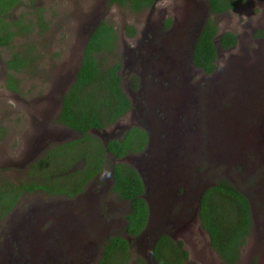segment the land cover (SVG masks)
<instances>
[{"label":"rangeland","instance_id":"rangeland-1","mask_svg":"<svg viewBox=\"0 0 264 264\" xmlns=\"http://www.w3.org/2000/svg\"><path fill=\"white\" fill-rule=\"evenodd\" d=\"M102 1L21 0L19 6L10 14L11 19L17 21L25 19L27 23L31 21L32 32L28 36L15 39L10 48L0 49V184L4 182L18 184L25 181L29 166L51 145L59 143L57 142L59 139L67 138L68 141L75 139L66 128L56 123V118L61 110L60 100L72 81L82 54L85 27ZM39 10L44 15L47 29L38 27ZM165 10L167 15L162 20ZM174 11L171 0L158 3L152 15L150 10L137 14L114 5L106 9L105 19L116 27L119 40L122 41L125 40L127 26H133L136 30L143 29L149 18H151L150 24L155 26L162 25L165 20L170 19L172 28ZM209 19L217 22L219 35L230 32L238 38V43L233 49L218 51L217 68L223 74L235 70V66L243 70L256 71L257 75L253 76L256 78V86L253 87H256L255 94L254 99L250 101L260 105V100L263 99L264 102V37L257 38L255 35L260 30L264 32V2L251 0L243 9L219 17L211 15ZM30 49L34 65L32 69L18 74L19 92L8 93L5 90L6 78L10 74L7 62L17 52ZM121 50L123 46L119 44L120 56ZM123 75V88L127 93L129 77L127 72ZM202 78L203 74H199L190 84L193 87L204 86L197 85ZM236 80L240 79L234 78L227 83L222 97L221 105L226 111L232 110L237 106L235 103L244 100L246 96L243 92H235ZM224 81L222 79L220 84ZM241 84L245 87L244 83ZM206 92H210L209 89H206ZM262 113L264 110L261 111ZM235 119L240 118L237 116ZM127 121H132L131 114L121 120L118 126H122ZM254 122L250 118L246 120L247 124ZM1 128L5 130L4 133ZM113 130L112 128L109 132ZM263 133L264 129L261 126L255 130L254 135L248 136L254 142L249 144L253 154L259 157H264ZM247 139L246 144H248ZM57 163L64 162L58 160ZM114 163L110 161L100 177L105 176L104 178L109 180ZM124 163L129 164V159ZM216 164L217 162L210 163L213 169L201 176L203 182L214 183L219 177H224L222 171L218 174L214 172ZM206 169L207 165H203L200 169L201 173ZM262 170L264 165L258 170L257 179L260 178L259 172ZM252 181L253 178L249 182ZM251 185L252 183L249 184ZM101 188L102 186L99 185V191ZM238 189L249 193L253 200L252 229L244 246L240 264H264V206H261L260 202V198L264 202V190L261 191L259 188L255 193L252 189L248 191V187L238 186ZM83 198L68 200L49 197L40 192L22 197L14 211L0 222V264H3L1 256H8L11 252L5 248L9 243L7 237L11 235L12 230L19 240V248L14 251V259L19 258L18 264H73L70 263L73 255L62 253L60 250L68 246L67 241L70 245L83 244L89 250L81 253L76 264H96L102 244L104 245L109 236L122 233L128 204L117 203L114 200V204L117 203L121 207L119 214L115 218L106 217V222H101L96 208L91 211L94 220L85 213L87 202ZM114 219H120L118 226L114 223ZM95 220L103 228L104 235L109 234L108 237H101L100 233L96 237L94 228L98 225H95ZM59 227L66 230L61 231ZM71 240H74V244ZM100 240L98 244L97 241ZM178 241L183 242L185 250L189 253L188 264H221L198 220L193 219L189 227L182 230L176 242ZM44 249L48 250L43 252ZM132 255L134 258L139 256L136 246L133 247Z\"/></svg>","mask_w":264,"mask_h":264},{"label":"trees","instance_id":"trees-1","mask_svg":"<svg viewBox=\"0 0 264 264\" xmlns=\"http://www.w3.org/2000/svg\"><path fill=\"white\" fill-rule=\"evenodd\" d=\"M20 0H0V47L10 48L16 37L31 32L32 22L9 19L11 9ZM33 1V0H31ZM214 17L236 11L250 0H206ZM264 1V0H262ZM156 0H108V8L114 5L133 13L150 10ZM38 27L47 29L44 15L38 11ZM166 21V29L171 27ZM128 37H135L133 26L125 28ZM258 31L257 38L263 37ZM217 22L209 19L194 50V64L206 75L216 69L219 40L223 50H230L238 43L234 33L226 32L219 39ZM32 51L17 52L7 62V69L22 72L33 67ZM119 33L106 19L102 20L88 42L81 63L69 91L62 98V107L56 123L81 135L69 141L51 145L28 168V177L20 183L0 184V222L17 207L27 194L44 193L49 197L75 200L87 186L101 176L106 165L129 156L140 155L148 144L147 134L140 128H132L120 141L112 140L106 146L92 131L112 128L130 113L132 106L124 91L120 72ZM8 88L19 92V80L8 74ZM2 133L5 132L1 128ZM111 157L108 158L107 157ZM111 159V160H110ZM58 160L64 163H57ZM113 193L119 201L128 204L125 216L127 226L121 234L111 235L101 247L96 264H148L141 257H133L128 239L137 238L145 229L149 211L143 195L144 184L137 171L127 163H114ZM215 172V171H214ZM199 221L208 234L211 246L223 264H240L241 253L251 233L253 218L250 200L237 190L225 177L215 180L202 197ZM157 264H188L189 253L181 241L163 235L154 246Z\"/></svg>","mask_w":264,"mask_h":264},{"label":"water","instance_id":"water-1","mask_svg":"<svg viewBox=\"0 0 264 264\" xmlns=\"http://www.w3.org/2000/svg\"><path fill=\"white\" fill-rule=\"evenodd\" d=\"M162 1L164 0H156L150 9V15L154 13L157 4ZM171 1H173V9L175 10L172 29L161 33L152 41V44L160 49L161 53H164L162 60L148 64L146 57L141 59L132 58L133 62L143 64L145 69H151L157 75L170 76L172 74L176 75V73L180 74L182 82L178 86L174 84L170 88L171 90L164 94L167 96V100L163 104L165 107L172 108V110L175 108L179 114H190V117L191 114L195 113L196 116L192 120V130L194 132L190 131V125L173 123L172 126H164L168 135L167 141L162 142L159 146H152L150 150H146L140 156L127 158L129 159V164L135 168L144 184L145 194L143 198L149 210L148 221L144 231L133 239V242L131 238L128 241L132 243V246H136L139 256L143 257L148 264H157L153 249L161 236L168 235L174 241H177L179 234L187 226L189 227L193 219L199 222L202 197L210 187L214 186L213 182L207 183L201 179L202 173L200 169L202 162H217L216 166L220 167H230L243 163L246 151L251 149L250 145L246 144L249 134L255 132L258 127L262 126L264 129V113L261 114V111L264 110V102L262 101L263 99L260 100L261 104L259 105V103L254 104V101H252L255 94L256 87H253L256 86V78L252 79L253 77H249L248 74L251 70H243L235 66V70H230L223 74L217 69V72L215 71L212 76L210 75L209 79L207 78L208 80L203 79L205 80L204 86L193 87L190 84L191 80L189 81V79L204 73L196 68L193 57L197 40L212 13L206 0ZM107 8L108 0H103L100 7L96 8L95 13L90 18L88 27H85L86 34L82 46V54L65 95L81 67L84 50L91 36L102 20L105 19ZM164 13L167 15V10ZM148 20V22L151 21L150 18ZM221 36L222 34L217 38L219 39ZM215 44L218 56V51L223 49L220 47L219 40H216ZM234 78L240 79L235 82V92H243V95L248 97L245 96L244 100H238L235 103L236 107L233 106L232 110L226 111L221 105L222 97L226 91L227 83ZM222 79L225 81L220 84ZM241 83H244L245 87ZM206 89H209L210 92L207 93ZM256 96H258L257 91ZM250 99L252 100L250 101ZM61 107L62 99L60 100V109ZM221 110L224 112H221ZM237 116L240 118L239 120L235 119ZM249 118L255 122L257 121V123L254 125L247 124L246 120ZM141 120L142 116L140 118L132 117L131 122L127 121L122 126H118L119 122L111 132L105 130L102 132L92 131V133L94 134L95 132V134L100 136L106 146L107 139L116 133V128H119L120 132L134 125L144 128L145 125L139 122ZM147 127L148 122L146 119ZM67 130L75 138L81 136L69 129ZM262 137L264 141V133ZM174 138L177 139L178 143L182 141L180 145L174 143V147L167 146L169 141H174ZM66 139H59L57 142L68 141ZM125 160L117 162H125ZM189 175L196 181L192 211L190 212L188 208L184 207L178 212H174L179 200L177 185L183 183L185 177ZM248 199L253 209L252 200L250 197ZM70 263L76 264L74 259Z\"/></svg>","mask_w":264,"mask_h":264},{"label":"flooded vegetation","instance_id":"flooded-vegetation-1","mask_svg":"<svg viewBox=\"0 0 264 264\" xmlns=\"http://www.w3.org/2000/svg\"><path fill=\"white\" fill-rule=\"evenodd\" d=\"M259 2H264V1L259 0ZM20 3H21V0L18 2L17 6H15L11 9V11L8 14L10 15L12 13V11L19 6ZM244 7H245V5L241 6L240 8L243 9ZM240 8L237 9L236 11L240 10ZM165 15L166 14L164 13L162 20L165 18ZM10 19H11V17H9L8 20H10ZM170 28L166 29V20L164 21V23L162 25L159 24V26H155V24L151 25L150 22H148L147 25H145V27L143 29L137 30V34L135 37H132V38L128 37L126 34V31H125V37H124L125 40H122V41L119 40V44L123 46V50H121V63H122L123 67H122V71L120 72V75L122 78L124 76L123 74L127 72V75L129 77V82L127 84V93L126 92L125 93L127 94L129 100L131 101V106H132L130 113H128L126 116H128L129 114H131V116L133 118H140L142 116V120L139 122L144 124L145 127L143 128V127H140L138 125H134L128 129L122 130L121 132H120L119 128H116V130H115L116 133H114V135H111L107 139V144L112 140L120 141L123 138L124 134L127 133L132 128H140L147 134V137H148L147 147L144 150V152L142 153V154H144L146 152V150H150L152 146L153 147L159 146L162 144V142L168 140V135L166 133L167 131L164 129V126H172L173 123H177V125H190V131L194 132V130H192V128H193L192 120L196 116L195 113L191 114V116L189 117L190 114H187V115L179 114V112H176L175 108H173V110H172V108L165 107V105L163 104V102L167 100V96H165L164 94H166V92L168 90H171L170 88L174 84H176V86H178V84L182 82V79L180 78V74L176 73V75L172 74L170 76L162 75V74L157 75L151 69H145L144 68L145 66L143 64L138 63V62H133V58H132V57H137V59H141V58L146 57V61H148L147 62L148 64L150 62L161 61L162 55L164 53H161V50L158 49L157 47H155V45L152 44V41L156 38V36L160 35L161 33L169 31ZM31 32H32V29H31ZM31 32L28 33L27 35H22V36H28L31 34ZM263 34H264V32H263ZM19 37H21V36H19ZM19 37H16L15 39H17ZM263 37H264V35H263ZM237 40H238V38H237ZM1 48H5V47H0V49ZM233 48H231V49H233ZM121 49H122V47H121ZM226 51H229V50H226ZM217 69L218 68L216 66L215 71ZM8 72L11 75H14L16 78H17L18 74H20V72H14V71H8ZM248 75L251 78V77L257 75V72L251 71ZM211 76H212V74H211ZM209 77H210V75H206L205 73H203V78H202V80H200V82H198L197 85H205V80H203V79L208 80ZM194 78L195 77L193 76L191 79H189V81L194 80ZM172 79H174V81H172ZM252 79H255V77H253ZM7 81H8V77L6 78L5 90L8 93H11V92L16 93L14 91H11L8 88V82ZM251 82H254V81H251ZM19 85H20V82H19ZM18 90H19V86H18ZM169 109H171V111H169ZM126 116H124L121 120L126 118ZM190 118H192V119H190ZM146 119L148 122L147 128H146ZM121 120L119 122H121ZM250 120H252V119H250ZM256 123H257V121L254 123H248V124L254 125ZM115 127L116 126H114L112 128L115 129ZM112 128H109L107 130L109 131ZM94 134H95V132H94ZM95 135H97V134H95ZM251 135H254V132H251ZM98 137L100 138V136H98ZM247 141H248V144H250V143L254 144V142L250 139V137L247 139ZM180 142H182V141H180ZM180 142L178 143L177 139L174 138V141L173 140H171V142L169 141V144L167 146L174 147V145H173L174 143H177V145H180ZM162 146H164V145H162ZM255 146H256V144H255ZM140 155H129V156H127L121 160H125L127 158L136 157V156H140ZM107 158L109 159L111 157L108 156ZM112 160H113V162L118 163L117 160H115V159H112ZM121 160H119V161H121ZM121 163H124V162H121ZM203 165H207V169L205 170V172L202 173V175H204L205 173H207L208 171L213 169L210 167V163H207V161H203L201 167ZM262 165H264V157L263 156L259 157V156L255 155V153L253 154V151L250 149V150L246 151L243 163H241V164L238 163L237 165H232L230 167L226 166L224 168H220V166L215 165L216 169L215 168L214 169H215L216 174H218L219 172L222 171L224 177H226V179L237 190H239L238 186H243V187H248V191H250L252 189V191L257 193L259 188H261V191L264 190V170L259 172L260 178L257 179V175H258L257 172H258V170L261 169ZM112 175H113V172L111 170L110 175H109V178H110L109 180L107 178H104L105 176H102V177L97 176L95 178V180H93L87 186L85 192L81 196L76 198V199H80V198L84 197L83 200L87 202V205L85 206L86 208L84 211L91 218H92V216H91L92 212L91 211L93 210V208H96L97 216H99L101 218V222L102 221L106 222V217L108 218L109 216H113V218L117 217V214H119V212H120L119 209L121 208L120 205H117V203H124V202L119 201L118 197L113 193ZM251 178H253V181L249 182ZM250 183H252L251 186H249ZM99 185L102 186L100 191H99ZM195 186H196V181L194 178L190 177V175L185 177V181L183 183H180V185H177L176 189L179 193V195H178L179 200L177 202V206L174 209V212H176V211L178 212L179 210H181L184 207L188 208L190 212L192 211L191 207H192V203L194 202L193 196H194V192H195ZM240 192L242 194H244L245 196L250 197V199L252 200L249 193L242 192V191H240ZM114 200L117 201L116 205L114 204ZM260 202L262 203L261 206H264V202L262 201V198H260ZM252 204H253V200H252ZM200 208H201V206H200ZM251 208H252V206H251ZM252 211H253V209H252ZM127 213H128V211H127ZM127 213L125 214V216L127 215ZM199 213H200V211H199ZM125 216H124V228L127 226V219ZM92 220H94V218H92ZM114 221H115L114 223L118 226L120 223V219H114ZM111 222L113 223V220H111ZM199 223H200V221H199ZM105 224L107 225V223H105ZM95 225H98V227L96 226V228H94V232H95L96 237H97L98 233H100L99 235H101V237H103V236H105V238L108 237L109 234L104 235L103 228L99 226V223L96 220H95ZM201 229L203 230L202 227H201ZM59 230L65 231L66 229H64V228L62 229L61 227H59ZM7 238H9V240H7V242H9V243L7 244L5 249L10 250L11 252L8 253V256H3V255L1 256L2 260H3V264H18L19 258L14 259V251H17L18 249H16V248H19V244H18L19 240L17 237H15L14 230H12L11 235ZM208 238H209V236H208ZM71 242L74 244V240H71ZM100 242H101V240L97 241L98 244ZM132 242H133V239H132ZM209 242L211 245L210 238H209ZM67 243H68V246L63 248V249L60 248V250L62 251V253H65L68 255H70V254L73 255L74 262L78 261V259L81 257V253H83V251H89V250H87V248H85V245H83V244L70 245V243L68 241H67ZM130 244L132 246V243H130ZM133 247L134 246H132V248ZM49 248H51V247H49ZM48 249H44L43 252H45ZM241 259H242V253H241ZM241 259H240V263H241Z\"/></svg>","mask_w":264,"mask_h":264}]
</instances>
